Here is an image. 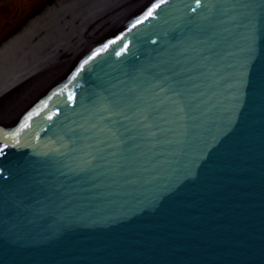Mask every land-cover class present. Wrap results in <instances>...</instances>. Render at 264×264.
Masks as SVG:
<instances>
[{
  "label": "water",
  "instance_id": "obj_1",
  "mask_svg": "<svg viewBox=\"0 0 264 264\" xmlns=\"http://www.w3.org/2000/svg\"><path fill=\"white\" fill-rule=\"evenodd\" d=\"M0 134V264H264V0H149Z\"/></svg>",
  "mask_w": 264,
  "mask_h": 264
},
{
  "label": "bare ground",
  "instance_id": "obj_2",
  "mask_svg": "<svg viewBox=\"0 0 264 264\" xmlns=\"http://www.w3.org/2000/svg\"><path fill=\"white\" fill-rule=\"evenodd\" d=\"M146 1L149 0H73L71 3V5L73 4V7H70L69 10L66 9L61 13V15H56L62 19L61 21L63 22L67 20V23L71 18L72 20L74 19L73 25L75 26V36L73 35V31L67 28L66 36H63L60 39L56 38L55 40L56 43H59V49L56 47L54 54L51 53V56L47 59L43 58L47 62L44 63V60L42 59L43 63L40 64V61L38 63L40 65H37L36 67H34V63L32 62L35 61V58H37L39 54L44 52L41 49V45L44 43L37 41L35 44H30L23 40L25 41L24 50L30 54V56H15L13 60L14 66L18 65L19 68L32 70L16 79L9 74L5 75V69L0 70V97L4 95L7 90L15 86L17 82L26 78H29L28 80L31 81L34 74L38 75L37 80H34V83L32 81L37 89L33 94L22 92L20 93L21 96L17 95L15 96V99L12 100L4 97L7 101L5 103L3 102L6 108L0 109V134L7 128L5 127L6 125H10L12 122L17 120V116L22 114V112L33 103L39 92L45 90V87L54 77L70 66V64L68 65V62L71 59H73L72 61H75L77 57L87 53V50L91 49L97 41H99L108 32L112 31L114 27H117L122 22L126 21L131 14L139 9L141 5L145 4ZM78 5L79 7H77ZM72 8L77 9V11L72 13ZM69 15H71V17H69ZM91 27L92 30H90ZM64 28L65 26L61 29ZM3 48L4 47L0 49V54L5 53ZM45 49H47V47H45ZM69 57L70 60L68 59ZM1 64L2 63H0V65ZM50 66L52 67V70H50ZM58 70L59 73L57 72ZM1 107L2 106H0V108Z\"/></svg>",
  "mask_w": 264,
  "mask_h": 264
},
{
  "label": "rangeland",
  "instance_id": "obj_3",
  "mask_svg": "<svg viewBox=\"0 0 264 264\" xmlns=\"http://www.w3.org/2000/svg\"><path fill=\"white\" fill-rule=\"evenodd\" d=\"M72 1L73 0H0V49L4 47L3 49L5 50V53L0 54V63H2L0 65V70L5 69V75L9 74L16 79L32 70L19 68L18 65L14 66L13 60L15 56H30V54L24 50L25 41L30 44H35L37 41L44 43L41 45L42 48L40 47L44 52L39 54L38 57L35 58V61L32 62L34 63V67H36L43 63V58L47 59L51 56V53L54 54L56 47L59 49V43H56L55 40L56 38L60 39L66 36L67 28L73 31V35L75 36L74 19L72 20L71 18L67 23V20L63 22L61 21L62 19L57 17L58 14L61 15L63 11L73 7V4L71 5ZM77 7H79V5ZM75 11H77V9H73L72 13ZM69 17H71V15H69ZM63 26H65V28L61 29ZM90 30H92V27ZM103 37H105V35ZM45 47H47V49H45ZM68 59L70 60V57ZM72 60L73 59L68 62V65L71 64ZM40 61L41 63L38 64ZM45 62L47 61L44 60V63ZM50 70H52L51 66ZM57 72L59 73V70ZM37 78L38 75L34 74L31 81L28 80L29 78L23 79L17 82L16 85L12 87L13 89L10 88L7 90L5 94L0 97V106H2L0 109L6 108L3 102L5 103L7 100L4 99V97L12 100L15 99L17 95L21 96L20 93L22 92L30 94L35 93L37 88L33 83Z\"/></svg>",
  "mask_w": 264,
  "mask_h": 264
}]
</instances>
